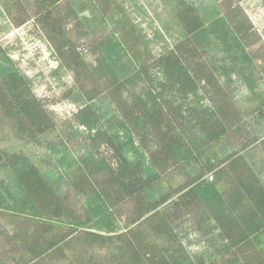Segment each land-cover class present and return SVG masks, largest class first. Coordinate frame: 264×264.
<instances>
[{"label": "trees", "instance_id": "1", "mask_svg": "<svg viewBox=\"0 0 264 264\" xmlns=\"http://www.w3.org/2000/svg\"><path fill=\"white\" fill-rule=\"evenodd\" d=\"M103 1L102 14L126 10ZM209 1L199 10L196 0H159L179 27L174 42L153 51L135 27L119 42L133 63L125 75L86 63L83 51L108 41L72 0L5 2L9 24L32 25L74 78L61 96L39 97L0 40V168L14 184L0 182V264H264V181L245 155L264 149V99L245 114L207 50L218 46L224 70L244 76L261 69L248 49L260 37L242 0ZM75 97L81 104L60 120L51 106ZM103 98L111 111L98 107ZM222 142L238 149L208 152ZM172 173L178 186L164 181ZM185 222L206 254L185 246Z\"/></svg>", "mask_w": 264, "mask_h": 264}, {"label": "rangeland", "instance_id": "2", "mask_svg": "<svg viewBox=\"0 0 264 264\" xmlns=\"http://www.w3.org/2000/svg\"><path fill=\"white\" fill-rule=\"evenodd\" d=\"M6 1L0 0L1 42L10 47L11 57L20 69L33 77L35 80L34 92L39 97L54 99L61 96L63 91L72 84L73 73L61 67L51 44L44 35H38L32 25L14 29L9 24L5 13L1 10ZM72 3L88 29L96 36L106 37L108 41L107 48L101 53L91 50L83 51L86 63L91 68L101 71L102 74H105L104 71L108 64L121 75L131 72L133 63L123 53L119 42L123 37L133 38L135 27L150 35V45L153 51L173 44L174 37L179 30L169 8L162 5L159 0H123L126 7L125 12L119 11L116 4H110L104 14L100 9H104L108 5L107 1L101 0L99 5H95L91 0H72ZM196 4L200 10V7L204 9L210 6V1L196 0ZM239 5L250 20L253 31L260 37L259 42L249 46L248 49L252 52L256 51V62L261 69L244 71V76H239L235 72L229 73L224 69H228L230 63L226 64L225 55L219 47L214 44L207 47V50L208 56L221 67L223 82L234 96L235 102L245 114H248L264 99V7L259 0H242ZM102 56H107L108 61H104ZM259 70L263 72L259 73ZM98 73L100 74V72ZM80 104L78 97H75L69 101L62 100L53 104L51 109L60 120H63L71 117ZM97 105L104 112L112 109L105 98L99 100ZM83 130L80 128V131ZM257 132L260 136L264 135V124L259 130L257 129ZM4 135H7V131L5 127L0 126V137ZM234 149H238L236 144L222 142L211 147L208 152L221 155L222 152ZM245 155L260 172L264 181V149L255 147L245 152ZM164 181L166 183L168 181L173 186H178L182 182L176 173L166 176ZM0 182L6 188L14 190L12 173L9 169L0 168ZM164 187H166L165 184ZM179 231L185 246L193 255L198 256L208 252L207 243L200 237L192 224L183 223Z\"/></svg>", "mask_w": 264, "mask_h": 264}]
</instances>
